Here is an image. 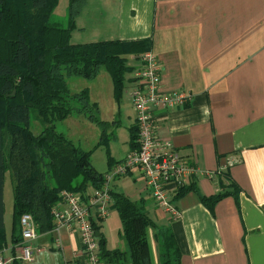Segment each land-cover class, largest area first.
I'll return each mask as SVG.
<instances>
[{
    "label": "crops",
    "instance_id": "0c3cea01",
    "mask_svg": "<svg viewBox=\"0 0 264 264\" xmlns=\"http://www.w3.org/2000/svg\"><path fill=\"white\" fill-rule=\"evenodd\" d=\"M81 8L74 26L84 24L81 13H102L103 39L149 38L160 64L159 90L191 95L183 105L151 111L156 135L197 168L171 198L179 216L170 218L153 202L136 168L112 178L109 188L139 201L154 224L171 230L179 264H264V0H85ZM138 66L139 60L133 71ZM132 75L125 111H118L127 136L130 128L135 133ZM132 149L127 137L106 170ZM88 188L80 193L96 187ZM216 192L226 194L206 206L200 197ZM109 212L96 221L103 245L126 250L117 212L112 206ZM152 234L147 226L150 264H159ZM14 244L3 250L5 257L15 255ZM30 244L32 260L21 264H65L79 238L60 227L37 232Z\"/></svg>",
    "mask_w": 264,
    "mask_h": 264
},
{
    "label": "trees",
    "instance_id": "16d2710c",
    "mask_svg": "<svg viewBox=\"0 0 264 264\" xmlns=\"http://www.w3.org/2000/svg\"><path fill=\"white\" fill-rule=\"evenodd\" d=\"M84 2L67 0L66 24L61 26L50 21L57 0H0V250L6 243L2 222L6 169L13 180L11 243L20 238L21 213L31 214L37 232L46 231L52 225L50 209L57 203L60 189L82 192L101 184L103 173L92 166L89 150L57 131L54 121L72 112L82 113L101 127L100 141L105 138L107 121L94 114L97 105L89 100L86 88L68 90L63 74L90 78L103 65L111 80L113 98L118 101L123 75L133 69L126 65L125 54L137 57L150 47L147 37L72 42L74 17ZM30 110L42 123L38 132L28 126ZM135 137L136 128L135 133L130 128V148L136 147ZM109 193L126 250L106 249L100 236L98 259L111 264H150L146 227L151 226L159 264H179L180 252L171 230L154 224L139 201L110 188ZM224 194L216 192L200 198L210 207ZM9 264H21V260L12 257Z\"/></svg>",
    "mask_w": 264,
    "mask_h": 264
},
{
    "label": "built area",
    "instance_id": "2783aa9c",
    "mask_svg": "<svg viewBox=\"0 0 264 264\" xmlns=\"http://www.w3.org/2000/svg\"><path fill=\"white\" fill-rule=\"evenodd\" d=\"M137 58L139 66L133 71L128 90L134 111L136 147L102 174L101 184L93 192L83 194L60 189L58 201L50 209V231L57 233L60 227H64L78 234L79 246L65 264H98L100 235L96 221L109 213L112 199L108 183L112 178L136 168L143 177L153 202L166 211L170 218H177L179 211L171 204V198L197 172L196 166L187 163L170 141L156 135V122L151 113L155 107L183 105L190 100L191 95L181 89L166 92L159 90L160 64L152 51L145 50ZM18 223L20 238L12 246L15 251L12 257L31 261L30 241L37 235L36 224L28 212L19 215ZM54 243L56 247H61L58 235L54 238ZM3 250L4 247L0 250V264H8L12 257H5Z\"/></svg>",
    "mask_w": 264,
    "mask_h": 264
},
{
    "label": "rangeland",
    "instance_id": "374dc122",
    "mask_svg": "<svg viewBox=\"0 0 264 264\" xmlns=\"http://www.w3.org/2000/svg\"><path fill=\"white\" fill-rule=\"evenodd\" d=\"M66 5L67 0H57V3L50 15V21L64 26L66 24ZM81 14L84 24L79 27V25L75 23V26L71 31V41L87 42L103 39L102 13L99 14L96 12ZM125 63L133 68V66L138 64V58L135 54L126 53ZM132 72L133 69H129L123 75L118 101L113 98L111 80L103 65H100L95 75L90 78L77 75H67L65 73L63 74L66 86L70 92L86 88L89 100L95 101L97 108L94 111V114L98 119L107 121L105 127H103L105 138L103 141H100L101 127L94 120L88 118L82 113L72 112L64 118L54 121V128L80 148L89 150L91 164L98 172L106 170L108 157H117L123 153L125 148V140L128 137L127 127L122 120L118 121V111L120 110L121 113L125 111L124 108L127 102V99L125 98H127L128 76ZM28 126L33 132H38L42 128V123L36 117L33 110H30L29 112ZM3 149L5 152V145L3 146ZM12 185L13 180L11 173L8 169H6L3 173L2 183V221L3 229L6 235V245L9 244V246L7 245L4 249L10 247L11 245L9 240V231L12 215ZM112 214H115L114 210L111 215ZM3 254L6 255V252L4 251Z\"/></svg>",
    "mask_w": 264,
    "mask_h": 264
}]
</instances>
